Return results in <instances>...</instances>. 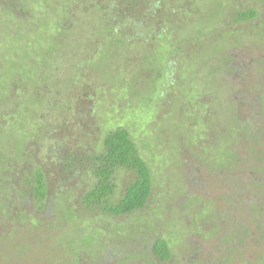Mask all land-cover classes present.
Listing matches in <instances>:
<instances>
[{"label":"rangeland","instance_id":"1","mask_svg":"<svg viewBox=\"0 0 264 264\" xmlns=\"http://www.w3.org/2000/svg\"><path fill=\"white\" fill-rule=\"evenodd\" d=\"M97 1L0 0V264H148L157 238L164 264H264V0ZM118 129L153 194L112 219L69 155Z\"/></svg>","mask_w":264,"mask_h":264},{"label":"trees","instance_id":"2","mask_svg":"<svg viewBox=\"0 0 264 264\" xmlns=\"http://www.w3.org/2000/svg\"><path fill=\"white\" fill-rule=\"evenodd\" d=\"M104 1L106 2L107 0L97 2H101V6H104ZM113 1L112 12L118 14L120 10V7L118 6L119 1ZM128 1L129 0H122V3L126 4ZM138 2L140 1L134 0V4H137ZM159 3L160 2H157V4L149 3V5L154 4V8L151 9L152 12L156 13V10H162L159 8ZM165 11L169 13L172 12L169 10L167 11L166 9ZM253 16L254 15L252 13L241 14L238 15V21H247L253 18ZM102 146V154L94 158L88 157L90 155H85V153L82 155H79V153L76 155H69L72 160L71 165L76 166L81 165L83 163V158L86 156L91 174L96 180L94 187L83 197L82 202L84 206L88 210H99L112 219L130 216L134 213L144 211L153 194V178L148 165L143 160L130 134L125 129L110 131L104 137ZM120 170H125L131 173L132 179L125 187L121 198L117 202L111 204L110 199L116 189V186L113 183V176ZM36 175L37 183L33 189L36 200L41 203L45 201L47 196L45 192V181L40 170L37 171ZM76 216L79 217L76 214L68 212V219H70V221H78L79 218L76 219ZM31 223H34V221H31L30 224ZM261 231L263 233L264 229L259 226L257 228V232L255 233L256 237L259 239L264 237ZM248 232L250 233V231L247 230V234ZM77 244L79 243H74L73 241L70 243V248H74ZM85 244L87 246L91 245V247L95 246L92 240H89ZM80 246H78V249ZM148 255L149 256L146 257L148 264L154 260L156 263L158 262L159 264H164L172 259L168 243L161 238H157L152 242ZM74 262L75 264L77 263V261Z\"/></svg>","mask_w":264,"mask_h":264}]
</instances>
